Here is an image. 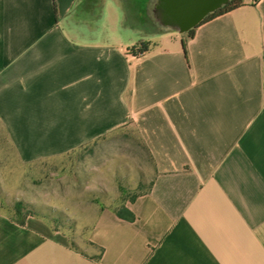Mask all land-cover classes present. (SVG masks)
<instances>
[{"label": "crops", "instance_id": "obj_1", "mask_svg": "<svg viewBox=\"0 0 264 264\" xmlns=\"http://www.w3.org/2000/svg\"><path fill=\"white\" fill-rule=\"evenodd\" d=\"M157 2L0 0V131L18 161L134 127L151 162L132 219L97 214L96 252L0 202V264H264V0L201 25L186 49L149 23ZM139 42L149 52L130 54Z\"/></svg>", "mask_w": 264, "mask_h": 264}, {"label": "rangeland", "instance_id": "obj_2", "mask_svg": "<svg viewBox=\"0 0 264 264\" xmlns=\"http://www.w3.org/2000/svg\"><path fill=\"white\" fill-rule=\"evenodd\" d=\"M154 28L156 20H149ZM151 162L134 127L111 134L69 155L22 164L0 131V202L14 215L16 202L32 207L77 249L96 252L88 234L97 214L122 211L148 190Z\"/></svg>", "mask_w": 264, "mask_h": 264}, {"label": "water", "instance_id": "obj_3", "mask_svg": "<svg viewBox=\"0 0 264 264\" xmlns=\"http://www.w3.org/2000/svg\"><path fill=\"white\" fill-rule=\"evenodd\" d=\"M231 0H158L155 20L164 28L182 35L198 27L209 15L226 6Z\"/></svg>", "mask_w": 264, "mask_h": 264}, {"label": "trees", "instance_id": "obj_4", "mask_svg": "<svg viewBox=\"0 0 264 264\" xmlns=\"http://www.w3.org/2000/svg\"><path fill=\"white\" fill-rule=\"evenodd\" d=\"M244 5H245V0H231L226 6H224L220 10L216 11L215 13L209 15L198 27H200L201 25H203L209 21H212L213 19H215L219 16H222V15L228 14L232 11H235V10L243 7ZM198 27H196L195 29H193L190 32H188L187 34H185L184 49H186V40L194 37L195 31ZM150 45H151L150 42H139L138 44H136L135 46L130 48L129 53L133 54L135 56H144L146 53L149 52ZM135 197H137V196H134V198ZM13 212H14V215L13 216L11 215L12 218L21 226L25 225L26 219L30 216L43 217V216L35 213L34 210L32 209V207L28 206L27 204H24L23 202H16L14 209H13ZM126 214H127V216H126ZM118 215L120 217H124V218H128V219L133 218V216L126 209H122V211H118ZM43 218H45V217H43ZM45 219H47V218H45ZM99 259H100V256L95 258V260H99Z\"/></svg>", "mask_w": 264, "mask_h": 264}, {"label": "built area", "instance_id": "obj_5", "mask_svg": "<svg viewBox=\"0 0 264 264\" xmlns=\"http://www.w3.org/2000/svg\"><path fill=\"white\" fill-rule=\"evenodd\" d=\"M261 1H263V0H249V3H250L251 5H257V4H259Z\"/></svg>", "mask_w": 264, "mask_h": 264}]
</instances>
